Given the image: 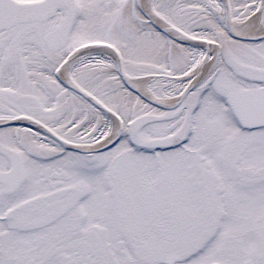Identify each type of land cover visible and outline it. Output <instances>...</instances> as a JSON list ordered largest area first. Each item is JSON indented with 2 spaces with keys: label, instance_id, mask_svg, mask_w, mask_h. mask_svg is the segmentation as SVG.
Returning a JSON list of instances; mask_svg holds the SVG:
<instances>
[{
  "label": "snow or ice",
  "instance_id": "6c2138e0",
  "mask_svg": "<svg viewBox=\"0 0 264 264\" xmlns=\"http://www.w3.org/2000/svg\"><path fill=\"white\" fill-rule=\"evenodd\" d=\"M0 264H264V0H0Z\"/></svg>",
  "mask_w": 264,
  "mask_h": 264
}]
</instances>
